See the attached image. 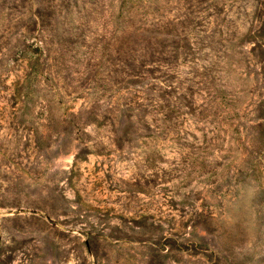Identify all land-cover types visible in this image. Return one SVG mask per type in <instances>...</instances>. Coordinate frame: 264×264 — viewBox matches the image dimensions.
Wrapping results in <instances>:
<instances>
[{
  "label": "rangeland",
  "instance_id": "obj_1",
  "mask_svg": "<svg viewBox=\"0 0 264 264\" xmlns=\"http://www.w3.org/2000/svg\"><path fill=\"white\" fill-rule=\"evenodd\" d=\"M0 264H264V0H0Z\"/></svg>",
  "mask_w": 264,
  "mask_h": 264
}]
</instances>
